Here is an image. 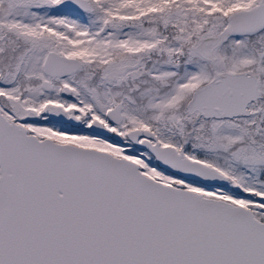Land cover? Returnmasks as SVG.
<instances>
[{
	"label": "snow or ice",
	"instance_id": "obj_1",
	"mask_svg": "<svg viewBox=\"0 0 264 264\" xmlns=\"http://www.w3.org/2000/svg\"><path fill=\"white\" fill-rule=\"evenodd\" d=\"M0 264H264V0H0Z\"/></svg>",
	"mask_w": 264,
	"mask_h": 264
}]
</instances>
